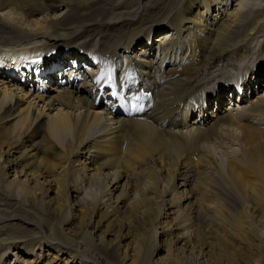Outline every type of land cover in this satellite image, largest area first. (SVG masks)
<instances>
[{
	"label": "bare ground",
	"instance_id": "bare-ground-1",
	"mask_svg": "<svg viewBox=\"0 0 264 264\" xmlns=\"http://www.w3.org/2000/svg\"><path fill=\"white\" fill-rule=\"evenodd\" d=\"M231 2L0 0V264H264V7Z\"/></svg>",
	"mask_w": 264,
	"mask_h": 264
},
{
	"label": "rangeland",
	"instance_id": "rangeland-1",
	"mask_svg": "<svg viewBox=\"0 0 264 264\" xmlns=\"http://www.w3.org/2000/svg\"><path fill=\"white\" fill-rule=\"evenodd\" d=\"M230 2H231V0H230ZM237 2H239V0H234V1H232L231 2V4H233L232 6H230V4L228 5V7L227 8H225V6H224V8L223 9H225V11L228 9V8H231L232 9V11H233V13H236L237 11H236V9L235 8H237L239 11H241V10H243V9H245V10H243V11H248V12H251V10H252V8H254V6H257L258 8H262V7H264V0H242V3H241V5H239V7H236L235 6V4L234 3H236L237 4ZM247 3V4H246ZM245 4H246V6H245ZM244 5V6H243ZM249 5V6H248ZM248 6V7H247ZM244 7H246V8H244ZM257 8V9H258ZM235 10V11H234ZM165 31L166 30H163V33H165ZM260 35V34H259ZM261 38V37H260ZM260 38H258V39H260ZM262 82L264 83V81L262 80ZM259 84H260V82H259ZM261 89V91H263L264 90V84H263V88L261 87L260 88ZM31 99H30V101H31V103L33 104V103H35L34 104V107L36 106V100H35V102H34V99H32V97H30ZM227 105V102L225 103V105L224 106H226ZM41 106V104L39 103V105H38V107H40ZM45 111V110H44ZM53 113H51V115H52ZM61 141H66L65 139H64V137L62 138V136H61ZM226 139H223V140H221L219 143H217L216 145L217 146H219V148L216 146V148H218V151H223V150H225V152H226V155H228L229 154V152L231 151V149L233 148H235L233 145H231L232 144V142L230 141V140H226ZM224 141V142H223ZM228 142V143H227ZM223 143V144H222ZM226 143V144H225ZM219 144V145H218ZM225 144V145H224ZM228 144H230L231 146H229ZM221 145H223V146H221ZM229 146V148L230 149H228V146ZM225 146H227V147H225ZM221 147V148H220ZM232 147V148H231ZM4 151H5V149H4ZM224 152V151H223ZM228 152V153H227ZM225 154V153H224ZM5 156V154H3L2 155V160H3V164H4V160H5V158H6V156ZM86 156H88V154L86 155ZM223 156V157H222ZM222 156H220V155H218L217 156V158H218V160H220L221 162L226 158L224 155H222ZM82 162L84 161V159H82L81 160ZM136 167V166H135ZM70 167H68V169H69ZM137 168V167H136ZM162 177H163V174H162ZM213 181H212V184L214 185V184H217L218 183V179H217V176L213 173ZM146 180H147V177H143V178H140L138 181H139V184H144V183H146ZM159 181V183H157V186L158 187H162V183L160 182V179L158 180ZM148 183V182H147ZM146 183V184H147ZM149 184V183H148ZM149 186H151L150 184H149ZM93 192H92V191ZM75 192H79L78 194H79V196H80V198L81 199H83L85 202H88V203H90V202H93L95 199H97L98 198V191H95L94 189H90V188H88L87 189V196L88 197H86L85 195H83V189H79V188H77L76 190H75ZM96 194V195H92V194ZM156 193V192H155ZM155 193H153L154 195L153 196H156L155 195ZM82 194V195H81ZM74 195V194H73ZM96 196V197H95ZM129 199V198H128ZM128 199H126L125 200V202L126 201H128L126 204L128 205L129 204V200ZM151 207H153V206H151ZM30 208H32V209H36V207H30ZM141 208L143 209V207L141 206ZM145 208V207H144ZM162 208L163 207H160L159 208V210H160V212H167V208H165V211H163L162 210ZM146 209V208H145ZM92 209H87L86 210V216H90V215H92ZM142 214V213H141ZM128 213L127 212H124L122 215H121V217H122V221L126 224V225H129L132 229H131V235L133 236V238L135 237V236H137V235H139V234H142V232H139L138 230H134L133 228H134V226H135V223L133 222L134 220L133 219H131L132 217H128ZM143 215H146V214H143ZM45 217L44 216H42L41 217V220H43ZM153 218H155V217H153ZM173 218V217H172ZM142 221V220H141ZM140 221V222H141ZM140 222H138V223H140ZM129 223V224H128ZM131 223V224H130ZM137 223V224H138ZM134 224V225H133ZM103 225V223H101V225H100V229H99V231L101 232V231H103L104 232V226H102ZM154 225H156L155 224V222L153 221V224L151 225V227L149 228V230H148V232H150L151 231V228L153 229V227H154ZM153 226V227H152ZM146 227H148V226H146ZM156 227H157V225H156ZM74 229H72V231L73 230H75V229H77V226H75V227H73ZM157 229V232H159L158 234H160V229L157 227L156 228ZM91 232H93V230H91ZM123 232H124V230H123ZM122 232V233H123ZM99 234V233H98ZM149 234V233H148ZM169 233H167V234H164L165 236H167ZM94 236H95V234H93ZM164 239V238H163ZM162 239V240H163ZM107 240H112V238L111 237H107ZM157 242L158 243H160V237H159V235H158V237H157ZM125 244V243H124ZM166 245V244H165ZM31 247H29L28 248V250H31L30 249ZM8 257V259H7V261H9L10 260V262H9V264H13L15 261H16V256L14 257V255L12 256V258L10 257V259H9V256H7ZM78 263V262H77ZM21 264H23V263H21ZM40 264V263H39ZM61 264H64V261H61Z\"/></svg>",
	"mask_w": 264,
	"mask_h": 264
}]
</instances>
